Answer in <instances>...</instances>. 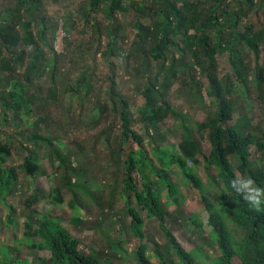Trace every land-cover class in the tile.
<instances>
[{"label":"rangeland","instance_id":"rangeland-1","mask_svg":"<svg viewBox=\"0 0 264 264\" xmlns=\"http://www.w3.org/2000/svg\"><path fill=\"white\" fill-rule=\"evenodd\" d=\"M116 1L110 15V0L97 4L91 0H0V26L5 27L0 33V143L10 142L11 157L3 167L16 175L11 191H3L0 199L3 264L49 259L47 252L32 250L31 242L24 239L30 216L34 222L43 216L60 221L84 254L94 249L112 264H137L134 253L139 240L130 230L127 195L122 193V172L130 149L119 138L121 98L128 104L131 128L152 161L146 175L160 194L165 215L160 224L137 209L143 220L146 256L159 264L153 257L155 245L162 255L169 252L165 228L191 253L195 264H225L205 210V202L217 206L224 192L217 171L204 161L210 152L205 124L216 112L204 70L195 64L189 67L192 60L187 51L182 67L176 49L169 47L161 61L149 55L153 46L149 41L137 44L135 25L143 21L152 27L153 0ZM183 1L193 6L199 1L196 10L201 14L214 2L172 0L178 5ZM246 1L226 0L223 8L238 12L240 33L252 26L251 44L239 50L248 78L238 81L225 55L216 57L215 67L232 109L227 124L251 136L250 164L264 169V0ZM171 41L184 47L178 36ZM169 65L176 72L165 95L172 113L155 127H147L139 115L143 88ZM254 73L261 74L263 82H255ZM186 133L199 148L195 161H186V169L201 182L203 194L172 167L167 176L160 173L176 188L172 198L160 178L153 176L160 168L156 154L184 158L181 146ZM29 155L37 167L34 177L21 171ZM229 159L236 166L234 157ZM236 175L241 186L247 183L245 175L237 171ZM132 177L140 189V177L137 173ZM68 183L79 189L68 188ZM129 205L136 207L131 199ZM227 225L236 230L229 220ZM233 264L239 261L234 259Z\"/></svg>","mask_w":264,"mask_h":264},{"label":"trees","instance_id":"trees-1","mask_svg":"<svg viewBox=\"0 0 264 264\" xmlns=\"http://www.w3.org/2000/svg\"><path fill=\"white\" fill-rule=\"evenodd\" d=\"M101 0H91L97 4ZM152 27L147 22H138L135 25L138 43L152 44L149 55L166 59L165 52L169 47L176 49L180 53L177 58L182 66L183 54L188 53L192 60L189 65H199L205 73L210 85L208 95L216 101V112L211 120L205 124L209 130L208 139L210 141V152L204 158L206 167H213L217 171V177L221 182L223 196L217 206L205 202V210L208 215L207 225L211 229V236L225 260V264H233L237 259L239 264H264V203L260 206V211H254L243 199L242 195L231 188L230 182L234 179L236 187L241 188V184L236 175V171L252 180L253 188H259L264 192V169L252 168L250 164L249 147L252 143L251 136L244 134L234 125H228V117L231 114V105L225 96L227 93L222 81L217 78L215 60L217 56L225 55L229 61L232 74L238 81H245L248 74L245 65H242L241 52L246 45H250L249 34L252 33V26L246 27V33H240L237 28L240 16L235 10L228 11L223 8L226 0H212L213 4L204 14L196 10L199 1L189 4V1L180 2L178 5L172 0H153ZM251 2L247 0L246 2ZM109 14L115 9L116 0H110ZM193 7V8H192ZM143 13L148 11L142 4ZM145 20V19H144ZM5 27L0 26V33ZM8 30V27H6ZM192 32V34H189ZM112 42L116 44L112 32H110ZM181 38L180 46L172 43L171 37ZM175 56L170 57V60ZM241 64V65H240ZM183 67V66H182ZM253 73V72H252ZM176 72L172 65L160 68L153 80L146 83L142 94L144 103L141 106L140 120L145 122L147 127H155L172 112L166 103V91L171 86ZM255 82H263V76L254 73ZM12 97V94H9ZM119 119H120V143L128 146L130 152L125 162V169L122 172V193L127 195L126 208L130 218V230L135 238L139 240V247L134 253L137 264H152L146 256L147 247L143 244V220L137 209L146 212V217L154 219L160 224L164 221L160 194L156 190L149 177L146 175V167L152 166L147 158V152L142 146V139L131 128L130 113L128 104L124 99H119ZM35 141L43 142V139L34 138ZM134 145L137 148H134ZM182 155L176 154L159 155L156 154L160 162L159 171L154 170L153 176L160 178L164 188L168 190L169 196L173 198L175 186L167 181V177H161L160 173L166 174L172 167H176L183 175L184 179L191 186L203 194V188L198 178L186 169V161H195V155L199 153L198 144L189 133L185 134L182 143ZM229 156H233L236 166L232 164ZM11 157V144L7 141L0 143V199L2 192H10L16 182V175L13 169L4 168L6 160ZM21 171L28 177H34L37 167L32 159V155L26 157ZM155 171L157 173H155ZM133 173L140 177L141 188L137 189L133 181ZM70 189H79L74 184H66ZM81 190V189H80ZM82 191V190H81ZM245 191V190H244ZM83 192V191H82ZM245 194L247 192L245 191ZM264 201V194L260 197ZM130 199L133 200L135 208L130 207ZM32 216L27 218L24 225V239L31 242L30 248L34 251H44L49 254L48 260H37V264H112L107 257L94 249H88L84 254L78 250V242L71 238L64 230L62 223L43 216L38 222H34ZM230 221L236 229L230 230L227 221ZM163 236L167 241L169 252L162 255L155 245L153 257L159 264H175L171 258H175L180 264H195V259L191 253L186 252L177 242L175 237L165 228ZM118 246L119 243H114ZM5 257V256H4ZM0 264H3L0 261Z\"/></svg>","mask_w":264,"mask_h":264},{"label":"clouds","instance_id":"clouds-1","mask_svg":"<svg viewBox=\"0 0 264 264\" xmlns=\"http://www.w3.org/2000/svg\"><path fill=\"white\" fill-rule=\"evenodd\" d=\"M253 183L254 182L252 180L248 179L247 183H244L241 188H237L236 181L234 179L230 182L231 188L242 195L243 199L248 203L250 208L259 212L261 204L264 203V201L260 198L264 192H261L259 188H253ZM245 189L247 190V194H245Z\"/></svg>","mask_w":264,"mask_h":264}]
</instances>
